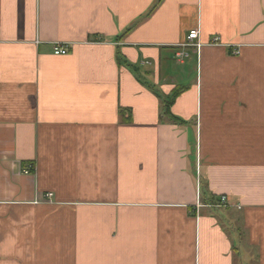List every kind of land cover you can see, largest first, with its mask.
<instances>
[{
  "label": "crops",
  "instance_id": "obj_1",
  "mask_svg": "<svg viewBox=\"0 0 264 264\" xmlns=\"http://www.w3.org/2000/svg\"><path fill=\"white\" fill-rule=\"evenodd\" d=\"M0 264H264V0H0Z\"/></svg>",
  "mask_w": 264,
  "mask_h": 264
},
{
  "label": "built area",
  "instance_id": "obj_2",
  "mask_svg": "<svg viewBox=\"0 0 264 264\" xmlns=\"http://www.w3.org/2000/svg\"><path fill=\"white\" fill-rule=\"evenodd\" d=\"M200 37V30L198 28L191 29L187 35L186 41L182 44L184 47H189V46H195L196 48H199L202 44L198 41ZM219 38L215 37L213 42H218ZM54 53L56 55H65L68 53V47L65 45H61L59 43L54 44ZM185 52L181 51L177 53V56L180 58H183L187 56ZM26 173H30L32 171V167L28 166L26 169H24ZM49 197L50 194H47ZM228 203V197L226 195H222L218 198L216 203L210 204L213 207H220L223 205H226Z\"/></svg>",
  "mask_w": 264,
  "mask_h": 264
},
{
  "label": "trees",
  "instance_id": "obj_3",
  "mask_svg": "<svg viewBox=\"0 0 264 264\" xmlns=\"http://www.w3.org/2000/svg\"><path fill=\"white\" fill-rule=\"evenodd\" d=\"M162 0H158V3H160ZM178 91H181V90H176L175 91V95H177L178 94ZM174 95V96H175ZM171 101H172V99L171 100H166L165 102H166V114H167V112H168V109H169V104L171 103ZM171 118H173V120H177L178 121V119H176L175 117H173L172 115H169Z\"/></svg>",
  "mask_w": 264,
  "mask_h": 264
}]
</instances>
